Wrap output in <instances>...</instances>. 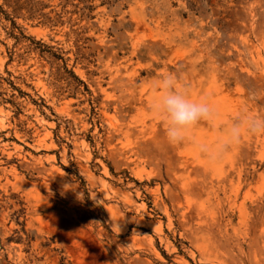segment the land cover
<instances>
[{
  "label": "rangeland",
  "instance_id": "1",
  "mask_svg": "<svg viewBox=\"0 0 264 264\" xmlns=\"http://www.w3.org/2000/svg\"><path fill=\"white\" fill-rule=\"evenodd\" d=\"M253 120L264 0H0V264H264Z\"/></svg>",
  "mask_w": 264,
  "mask_h": 264
},
{
  "label": "clouds",
  "instance_id": "2",
  "mask_svg": "<svg viewBox=\"0 0 264 264\" xmlns=\"http://www.w3.org/2000/svg\"><path fill=\"white\" fill-rule=\"evenodd\" d=\"M166 89L173 88V77L168 75L164 78ZM157 111L165 118L168 127L166 135L172 141L182 138V133L195 125L200 120L210 115L211 109L206 101L193 99L186 93L176 91H166L157 102ZM249 132L264 130V120L259 122L253 120L248 129ZM233 138L240 137V128L234 125L231 129Z\"/></svg>",
  "mask_w": 264,
  "mask_h": 264
}]
</instances>
